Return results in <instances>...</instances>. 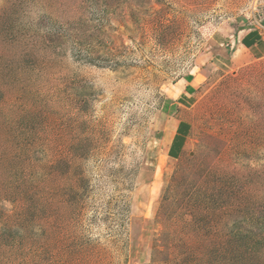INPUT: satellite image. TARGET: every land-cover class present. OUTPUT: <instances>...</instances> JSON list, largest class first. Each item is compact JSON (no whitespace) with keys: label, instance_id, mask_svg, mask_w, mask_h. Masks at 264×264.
I'll use <instances>...</instances> for the list:
<instances>
[{"label":"rangeland","instance_id":"374dc122","mask_svg":"<svg viewBox=\"0 0 264 264\" xmlns=\"http://www.w3.org/2000/svg\"><path fill=\"white\" fill-rule=\"evenodd\" d=\"M258 24L264 0H0L4 263L264 264V58L232 39Z\"/></svg>","mask_w":264,"mask_h":264},{"label":"crops","instance_id":"0c3cea01","mask_svg":"<svg viewBox=\"0 0 264 264\" xmlns=\"http://www.w3.org/2000/svg\"><path fill=\"white\" fill-rule=\"evenodd\" d=\"M232 39L236 43V47L240 53H246L254 58H264V25L258 24L253 28L239 29L233 35ZM235 55V62L241 61L239 54ZM194 87L190 82H186L182 90L178 91V99L173 103H168L170 106L168 116L175 114L179 103L187 102L193 96ZM181 100V101H178ZM167 112V113H168ZM190 131L189 123L186 120H177L170 131H164L161 134L160 140L162 147L156 156V166L160 161L169 159H178L184 153L187 144V138Z\"/></svg>","mask_w":264,"mask_h":264},{"label":"trees","instance_id":"16d2710c","mask_svg":"<svg viewBox=\"0 0 264 264\" xmlns=\"http://www.w3.org/2000/svg\"><path fill=\"white\" fill-rule=\"evenodd\" d=\"M7 260L12 261V259H8V258L6 257L5 254L2 255V253H0V264H6V263H4V262L7 261ZM13 262H15V259H14ZM15 263H16V262H15Z\"/></svg>","mask_w":264,"mask_h":264}]
</instances>
